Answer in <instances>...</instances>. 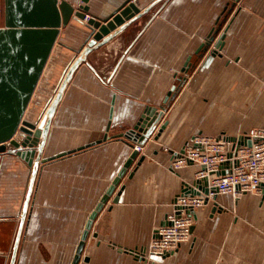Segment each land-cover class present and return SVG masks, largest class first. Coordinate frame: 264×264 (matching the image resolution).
I'll list each match as a JSON object with an SVG mask.
<instances>
[{
	"label": "crops",
	"instance_id": "obj_1",
	"mask_svg": "<svg viewBox=\"0 0 264 264\" xmlns=\"http://www.w3.org/2000/svg\"><path fill=\"white\" fill-rule=\"evenodd\" d=\"M124 1L69 0L87 7L90 18L106 17ZM155 1L139 0L140 12ZM216 30V40L225 33L222 48L196 55ZM89 34L75 18L60 29L51 76L62 72V79ZM188 56L192 65L184 74ZM87 62L75 70L52 118L14 264H72L91 213L132 152L116 137L145 107L163 104L184 76L155 132L93 220L78 264H264V190L238 199L215 196L194 210L189 241L163 257L145 254L200 169L192 163L172 169L175 153L195 136L230 139L264 130V0H162L93 50ZM44 91L34 120L55 94L48 98ZM30 172L18 157H0V264L12 257Z\"/></svg>",
	"mask_w": 264,
	"mask_h": 264
},
{
	"label": "water",
	"instance_id": "obj_2",
	"mask_svg": "<svg viewBox=\"0 0 264 264\" xmlns=\"http://www.w3.org/2000/svg\"><path fill=\"white\" fill-rule=\"evenodd\" d=\"M82 1L86 2V0ZM161 1L156 0L141 13L139 0H125L108 16L104 18H90L86 23V27L90 32L87 41L81 50L74 51H79L78 55L69 65L66 73L64 72L57 90L53 89L55 94L48 100L49 102L44 108L45 110L41 118L34 120L33 116L36 111L33 109L30 112L29 106L33 104L37 108L40 104V100L33 99L42 84L47 65L54 55L53 51L58 41L60 29L66 27L72 18L82 20L86 16L88 8L81 5L76 7L69 0H4V22L3 26H0V157L4 155L16 156L31 169L29 185L20 216V226L9 264H14L15 262L17 243L34 182L40 163L46 161L42 158V154L49 135L52 118L75 70L82 63L88 64L87 56L93 50L107 43L129 24L136 21ZM116 27L119 28L113 34H109ZM217 33L218 30L215 31V34L207 37L200 44L195 54L201 55L202 52H206L211 46L214 47L215 52L220 50L223 46L225 33L221 34L220 38L216 40L215 35ZM191 57H187L181 69V72L184 74L189 71L192 65ZM185 80V76L180 78L178 85L173 86L164 98L163 104L158 108L145 107L135 124L126 132L116 137L117 140L128 145L132 149V152L91 213L72 264H78L80 260L85 240L96 215L113 194L115 188L120 184L122 177L132 162L139 156L136 146L143 148L148 139L153 135L164 116L167 104L175 96L177 90ZM165 125L166 122L161 125L154 136L155 139L158 138ZM105 140L106 138L103 139V141ZM230 140L233 141L235 138H230ZM97 143H101V141ZM241 143L240 141L238 142V144ZM247 144L251 145V142L248 141ZM82 149L84 148H80L79 150ZM73 152L75 151L73 150L68 154ZM142 160H144V156H140L138 164ZM226 164L228 163L224 165ZM184 187L187 188L183 192L184 195L206 196L209 193L207 179H195L191 185L184 184ZM120 193L118 192L115 196L113 203L119 201ZM210 200L212 199L206 198L204 204L207 205ZM216 205V202H214L213 211H216ZM188 212L192 216L194 215V209H188ZM168 224L167 222L163 226Z\"/></svg>",
	"mask_w": 264,
	"mask_h": 264
},
{
	"label": "built area",
	"instance_id": "obj_3",
	"mask_svg": "<svg viewBox=\"0 0 264 264\" xmlns=\"http://www.w3.org/2000/svg\"><path fill=\"white\" fill-rule=\"evenodd\" d=\"M86 15L81 22L87 23ZM242 142L238 144V142ZM250 141L251 145L247 142ZM138 151L141 148L136 147ZM172 169L178 170L190 163L200 166L196 179H207L209 193L204 196L180 195L172 203L173 211L167 216L168 225L157 232L145 254L163 257L189 241L193 225L188 209L205 205V199L217 195H230L234 199L246 193L264 190V130L240 134L235 140L225 136H195L183 151L175 153ZM225 163H228L224 165Z\"/></svg>",
	"mask_w": 264,
	"mask_h": 264
},
{
	"label": "rangeland",
	"instance_id": "obj_4",
	"mask_svg": "<svg viewBox=\"0 0 264 264\" xmlns=\"http://www.w3.org/2000/svg\"><path fill=\"white\" fill-rule=\"evenodd\" d=\"M3 5H4V0H0V25H2L3 22H4ZM54 54H56V53H54ZM71 54H70V57H72ZM55 64H56V57H55V55H53L52 59L50 60V62L47 65V68H46L47 72L44 73V77L42 79V84L43 85L42 84L40 85V87L38 88V91L35 93V96H34L33 100H40L41 99V97L39 95H40L42 90L46 91V93L44 94L45 97H48V96H50L53 93V89L56 88L57 84L59 83L60 77L62 75V72L58 73V75L56 74V75H53V76H51L52 73L51 74L49 73L50 69ZM50 80H51V83H49ZM44 102L45 101H41L37 108L33 104L30 105L29 106V111L31 112V110L35 109L36 113H37V111L39 112V110H41L44 107Z\"/></svg>",
	"mask_w": 264,
	"mask_h": 264
},
{
	"label": "bare ground",
	"instance_id": "obj_5",
	"mask_svg": "<svg viewBox=\"0 0 264 264\" xmlns=\"http://www.w3.org/2000/svg\"><path fill=\"white\" fill-rule=\"evenodd\" d=\"M72 62H73V61H72ZM72 62H71V63H72ZM68 67H69V66H68ZM67 69H68V68H67ZM66 71H67V70H66ZM66 71H65V73H66ZM63 76H64V75H63ZM63 76H62V78H63Z\"/></svg>",
	"mask_w": 264,
	"mask_h": 264
}]
</instances>
